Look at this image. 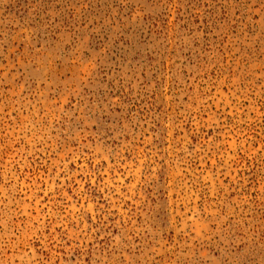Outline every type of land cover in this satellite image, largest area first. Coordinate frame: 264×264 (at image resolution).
Masks as SVG:
<instances>
[{
  "label": "rangeland",
  "instance_id": "374dc122",
  "mask_svg": "<svg viewBox=\"0 0 264 264\" xmlns=\"http://www.w3.org/2000/svg\"><path fill=\"white\" fill-rule=\"evenodd\" d=\"M0 264H264V0H0Z\"/></svg>",
  "mask_w": 264,
  "mask_h": 264
}]
</instances>
